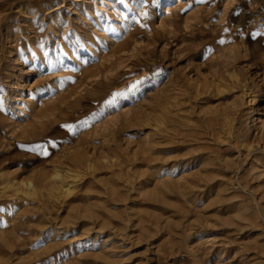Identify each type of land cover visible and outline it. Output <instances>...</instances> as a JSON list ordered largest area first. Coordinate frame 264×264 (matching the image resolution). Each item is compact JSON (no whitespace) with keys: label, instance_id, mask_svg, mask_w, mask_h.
<instances>
[{"label":"rangeland","instance_id":"rangeland-1","mask_svg":"<svg viewBox=\"0 0 264 264\" xmlns=\"http://www.w3.org/2000/svg\"><path fill=\"white\" fill-rule=\"evenodd\" d=\"M0 264H264V0H0Z\"/></svg>","mask_w":264,"mask_h":264},{"label":"bare ground","instance_id":"bare-ground-1","mask_svg":"<svg viewBox=\"0 0 264 264\" xmlns=\"http://www.w3.org/2000/svg\"><path fill=\"white\" fill-rule=\"evenodd\" d=\"M165 11L168 12L171 9V5L168 4L164 7ZM50 175V176H49ZM46 178H53V180H55L56 184L58 185V187H54L51 188V191H64V194H66L68 191H70V186H69V182L63 179H60L57 181V179L60 177L59 173L57 170H53L51 172V174H49ZM38 177V176H37ZM38 180V179H37ZM41 180V179H39ZM35 181V180H34ZM54 182V183H55ZM11 188H13L14 191H24L22 192L23 195L25 196H32L35 194V191H37L35 189L34 183L32 180H25V181H21L19 182V184L16 185H11Z\"/></svg>","mask_w":264,"mask_h":264}]
</instances>
